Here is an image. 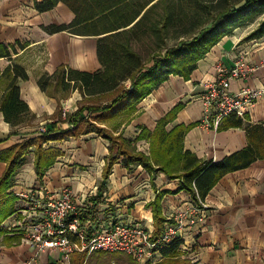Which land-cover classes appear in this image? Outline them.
<instances>
[{"label": "crops", "instance_id": "crops-1", "mask_svg": "<svg viewBox=\"0 0 264 264\" xmlns=\"http://www.w3.org/2000/svg\"><path fill=\"white\" fill-rule=\"evenodd\" d=\"M33 1L0 0V44L15 46L16 50L10 58L0 59V72L12 63L23 68L27 80L18 79L16 84L20 99L33 116L32 120L11 128L0 112V151L37 138L50 127L57 130L69 127L62 123L77 111L82 100L80 93L76 89L62 91L54 83L40 90L37 82L41 76H50L60 67L89 73L100 69L96 38L66 32L49 35L41 29L50 24L69 23L72 13L62 4L38 13ZM252 29L241 32L237 28L222 38L197 63L189 80L170 76L138 104L133 118L121 124L113 134L122 131L125 139L134 141L142 129L151 134L167 114L179 107L174 118L165 121L164 131L170 132L178 126L189 127L183 135V151H188L200 162L215 164L245 148L244 128L214 131L203 123L199 98L206 83L214 80L217 66L229 68L242 57L253 72L244 80H232L229 89L231 93L243 87L261 91L258 99L248 107L243 121L248 125L264 123V36L242 41ZM16 43L25 47L21 49ZM6 83L0 79V98ZM128 86L126 83V88ZM149 144L146 138L136 142L135 148L148 155ZM107 147V142L94 133L46 142L44 149H57L61 155L45 169L41 179L36 176L33 148H30L15 171L8 193L15 197L16 205L17 201L21 203L20 195L35 188L48 195L69 189L83 203L91 205L93 219L140 224L151 230V211L145 205L154 199L156 192L166 193L161 201L165 219L176 214L184 204L194 201L189 193L179 189L180 179L170 180L161 172L149 173L138 165L127 170L118 157L100 198L92 202L102 181ZM4 170L5 164L0 163V176ZM203 202L209 210L205 221L187 228L178 238L182 257L192 264H264V160L222 177ZM13 222L12 215L0 225V232H4L0 233V264H62L59 252H37L26 245L22 235L9 228ZM6 237L19 240L7 244L3 240ZM79 256L80 253L74 254L70 264L80 263ZM153 258L150 263L161 259L158 253Z\"/></svg>", "mask_w": 264, "mask_h": 264}, {"label": "trees", "instance_id": "trees-1", "mask_svg": "<svg viewBox=\"0 0 264 264\" xmlns=\"http://www.w3.org/2000/svg\"><path fill=\"white\" fill-rule=\"evenodd\" d=\"M64 5L73 15L65 24L41 26L47 34L66 32L74 36L96 38V56L100 69L89 73L60 67L52 75H43L37 84L45 90L54 83L56 88L69 92L77 90L82 100L77 111L67 116L61 130L50 127L37 138L29 139L5 151H0V163L5 170L0 176V225L15 212V197L8 193L10 182L23 157L33 148L34 170L41 179L45 169L52 166L61 152L43 148L50 141L94 133L108 144L104 159L102 181L97 187V202L117 158L123 166H141L149 173L164 174L168 179H180L179 189L189 193L193 200L203 201L211 188L225 175L264 160V123L245 124L243 119L229 115L219 129L244 128L246 147L217 163L200 162L188 151H183L182 139L189 127H174L164 131L165 121L174 118L175 108L150 134L142 129L130 141L122 131L114 135L119 126L129 122L137 112L138 104L153 89L170 76L189 80L197 63L222 38L233 30L254 24L242 41L264 36V0H34L38 13ZM261 18L257 23L256 20ZM19 48L25 46L16 43ZM16 54L15 46L0 44V59ZM0 79L6 81L0 98V112L11 128L33 119L27 105L20 99L18 79L27 80L23 68L10 64ZM126 83L129 86L126 88ZM101 101V102H97ZM245 118V117H244ZM15 135V134H14ZM149 140V153L135 148L139 140ZM166 193L156 192L154 199L145 205L152 216L151 240L157 241L168 222L162 214L161 201ZM4 233V232H0ZM6 233V232H5ZM5 243L19 238H4ZM178 239L157 248L161 259L146 264H192L182 257ZM78 264H137L125 254L94 252L89 256L80 253Z\"/></svg>", "mask_w": 264, "mask_h": 264}, {"label": "built area", "instance_id": "built-area-1", "mask_svg": "<svg viewBox=\"0 0 264 264\" xmlns=\"http://www.w3.org/2000/svg\"><path fill=\"white\" fill-rule=\"evenodd\" d=\"M253 72L245 60L236 59L229 68L217 66L215 78L206 83L199 100L203 109V123L216 131L221 121L229 115L243 119L250 107L262 94L249 87L237 93L230 92L232 80H244ZM9 228L22 235L23 242L37 252L52 250L62 256V264H70L76 253L94 252L125 254L137 264L153 261L156 249L182 236L187 228L205 221L208 207L198 198L184 204L182 209L169 217L163 234L151 240L152 230L140 224L103 221L92 218V207L83 203L77 194L62 189L48 195L35 188L20 195Z\"/></svg>", "mask_w": 264, "mask_h": 264}, {"label": "rangeland", "instance_id": "rangeland-1", "mask_svg": "<svg viewBox=\"0 0 264 264\" xmlns=\"http://www.w3.org/2000/svg\"><path fill=\"white\" fill-rule=\"evenodd\" d=\"M261 18H259V19H257L256 20V23L260 20ZM252 28H254V24H252V25H246V26H243V27H241V28H238L241 32H244V31H248V30H250V29H252ZM0 229H2V227H0ZM5 229H7V227H5ZM154 260V259H153ZM136 263V262H135ZM124 264H126V263H124Z\"/></svg>", "mask_w": 264, "mask_h": 264}]
</instances>
